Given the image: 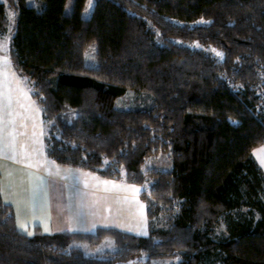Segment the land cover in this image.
Instances as JSON below:
<instances>
[{"label": "trees", "instance_id": "obj_1", "mask_svg": "<svg viewBox=\"0 0 264 264\" xmlns=\"http://www.w3.org/2000/svg\"><path fill=\"white\" fill-rule=\"evenodd\" d=\"M37 1L0 2V33L7 6V55L40 107L45 153L146 184L148 233L26 235L0 196V264H124L141 253L264 264V173L252 155L264 143V0H94L87 18L86 0L69 12L66 0ZM90 42L95 65L84 62ZM128 88L148 92L151 105L116 106ZM159 153L169 167L144 171ZM105 236L114 248L75 244Z\"/></svg>", "mask_w": 264, "mask_h": 264}, {"label": "crops", "instance_id": "obj_2", "mask_svg": "<svg viewBox=\"0 0 264 264\" xmlns=\"http://www.w3.org/2000/svg\"><path fill=\"white\" fill-rule=\"evenodd\" d=\"M5 57L9 63H0V196L13 209L16 229L26 235L37 228L42 233L105 228L147 235L142 185L60 164L46 155L40 107L10 63L6 47L0 49V61Z\"/></svg>", "mask_w": 264, "mask_h": 264}, {"label": "rangeland", "instance_id": "obj_3", "mask_svg": "<svg viewBox=\"0 0 264 264\" xmlns=\"http://www.w3.org/2000/svg\"><path fill=\"white\" fill-rule=\"evenodd\" d=\"M74 0H66L65 7L66 11L69 12L70 7L72 6ZM93 1L92 0V7H93ZM0 2L5 3V0H0ZM25 3L27 5L37 6L38 1L37 0H25ZM92 7L89 8V0H86L84 8L82 10V16L89 17L91 14ZM6 19H7V26L4 33H0V42H4L6 40V49H7V42L9 38V33L11 31V27L15 24L14 19V11L13 9H10L6 6ZM95 48L96 44L95 42H90L86 49L83 52L84 62L88 65H95L96 59H95ZM24 82V81H23ZM25 84V82H24ZM26 85V84H25ZM26 88L29 90L28 86L26 85ZM152 103V97L151 95L144 91V90H138V89H131L128 88L125 93L116 98L115 105L122 108H132V107H147L151 105ZM43 125V123H42ZM44 132V129H43ZM264 148V143L260 144L256 147H254L252 150L256 152V150ZM252 152V153H254ZM169 167V157L166 154H156L153 156H148L143 164V170H148L151 168L156 169H166ZM122 175L124 176V173L122 172ZM143 188H147L146 184L142 185ZM146 206V205H145ZM147 216V215H146ZM166 215H161L160 218H157V224L158 225H165L166 224ZM148 220V218H147ZM222 228V225L217 226V229H215V233L219 232V230ZM76 245L80 246L84 249L87 253H94L103 251L106 249H112L114 248L113 245V238H108V236L104 237L99 243H96L94 245H88V242H75ZM179 260L178 256H167V257H157V258H147L145 254L141 253L140 255L135 256L131 260L127 261L124 264H176Z\"/></svg>", "mask_w": 264, "mask_h": 264}, {"label": "snow or ice", "instance_id": "obj_4", "mask_svg": "<svg viewBox=\"0 0 264 264\" xmlns=\"http://www.w3.org/2000/svg\"><path fill=\"white\" fill-rule=\"evenodd\" d=\"M91 7H92V0H89V8H91ZM203 22L204 21H201V23H203ZM4 47H6V40L4 42H0V49H3ZM217 54L220 55L219 53H217ZM0 63L7 65L9 63V61L5 57V59L3 61H0ZM254 155H256L257 158L260 159L261 163L264 164V148L256 150Z\"/></svg>", "mask_w": 264, "mask_h": 264}]
</instances>
